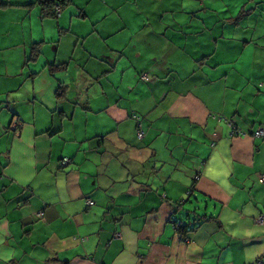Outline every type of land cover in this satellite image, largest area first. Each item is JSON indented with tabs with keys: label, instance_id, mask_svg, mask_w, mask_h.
Segmentation results:
<instances>
[{
	"label": "crops",
	"instance_id": "1",
	"mask_svg": "<svg viewBox=\"0 0 264 264\" xmlns=\"http://www.w3.org/2000/svg\"><path fill=\"white\" fill-rule=\"evenodd\" d=\"M0 3V264H264V0Z\"/></svg>",
	"mask_w": 264,
	"mask_h": 264
},
{
	"label": "trees",
	"instance_id": "2",
	"mask_svg": "<svg viewBox=\"0 0 264 264\" xmlns=\"http://www.w3.org/2000/svg\"><path fill=\"white\" fill-rule=\"evenodd\" d=\"M36 4L40 7L43 18H45V19H57L59 14L62 13L63 10H66L67 8H69L72 5V0H37ZM10 6H12V5L0 3L1 8H7ZM37 52H39V51H37ZM36 57H38V55ZM64 69H65L64 66L52 67L51 73H56V72L62 71ZM64 92H65V89H63V87L59 88V90L57 92L58 99L63 98L62 96H63ZM62 161H61V163H62ZM61 168H62V166H61ZM179 207H181V206H179ZM206 222H208V218L204 217L201 220H198L196 222L197 224L200 223L199 225H197L195 223L194 225H191L188 227V226L181 225V224L177 223V226H178V230L181 233H183V232L189 233V232L194 231L195 229H197L198 227H200L201 225H203Z\"/></svg>",
	"mask_w": 264,
	"mask_h": 264
},
{
	"label": "built area",
	"instance_id": "3",
	"mask_svg": "<svg viewBox=\"0 0 264 264\" xmlns=\"http://www.w3.org/2000/svg\"><path fill=\"white\" fill-rule=\"evenodd\" d=\"M146 80V78H145ZM137 121H140V118L137 119ZM230 127L233 130V135H238V136H247L245 133H242L239 128L237 127L236 124L234 123H230ZM253 137L256 139H263L264 140V129L259 130L257 133L253 134ZM138 138L139 139H143L144 138V133L143 131H140L138 134ZM71 161L69 159H64L61 163L62 168H66L70 165ZM262 182H264V177L262 178ZM94 203L90 202L88 203V206H93ZM260 223L264 224V220L261 218L260 219Z\"/></svg>",
	"mask_w": 264,
	"mask_h": 264
},
{
	"label": "rangeland",
	"instance_id": "4",
	"mask_svg": "<svg viewBox=\"0 0 264 264\" xmlns=\"http://www.w3.org/2000/svg\"><path fill=\"white\" fill-rule=\"evenodd\" d=\"M200 207H202V206H200ZM192 208L195 209L194 207H192ZM204 209H205V206H203L202 209H201L202 212H203L202 214H205ZM211 210H212V209H211ZM206 214H207V213H206Z\"/></svg>",
	"mask_w": 264,
	"mask_h": 264
}]
</instances>
